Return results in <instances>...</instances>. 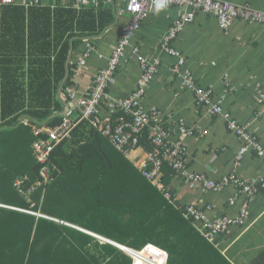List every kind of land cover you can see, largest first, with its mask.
<instances>
[{
	"label": "crops",
	"instance_id": "obj_1",
	"mask_svg": "<svg viewBox=\"0 0 264 264\" xmlns=\"http://www.w3.org/2000/svg\"><path fill=\"white\" fill-rule=\"evenodd\" d=\"M221 1H227L237 8L264 12V0ZM58 2L64 7L71 5V8L76 10L83 8L96 10L98 8L77 7L72 0H59ZM54 5L55 3L51 0H44L41 4L32 6L36 7V10L31 11V5L24 6L22 0H16L13 5H8L9 7L0 6V35L3 34L10 40V47L0 48V67L2 59H10L13 67L9 70L11 64L6 66L2 77L9 78L4 79V82L8 85L12 77L17 76L19 79L6 93L7 99L14 101V104H17L19 100L23 103L22 100L26 99L25 105L30 95L33 99H40L43 95L41 91L40 97H36V94H31L28 88L32 89L36 83L41 81V78H37L35 83H32L34 80H30L31 76H36L38 67L33 63H28L27 58H23L21 47L27 46V40H34L36 45L45 40L47 45H50L47 49L51 53L59 50L66 34H64V25L56 23V17L54 19ZM104 5L107 6V10L111 11V19L106 28L99 33L84 32L85 36L83 35L82 38L72 39L80 42L70 51L66 62L72 67L69 73L73 72L68 86L73 88L76 97H80L90 87L95 74L106 67L111 48L123 35L122 29L131 22V17L124 11L123 0H111L110 5ZM44 7L48 8L49 16L44 17V12L41 10ZM181 12L183 8L175 6L159 11L153 9L132 32L130 50L136 48L139 52L138 57H156L160 60L157 73L142 99V106L145 110L156 108L159 112L157 123L163 127L169 126L178 119H183L186 126L199 127L207 132L203 137L182 140L186 147L188 171L201 174L206 179L218 181L222 176L234 170L236 176L242 180H256L264 173V161L256 156L253 150H249L243 156L240 165L234 168L235 156L243 141L228 129V121L234 120L240 126L246 125L248 135L264 147V102L260 99V95L264 94V24L236 20L229 31L223 32L218 28L213 16L198 12L194 21L184 26L168 43V46L183 59L184 70L189 71L194 86L199 89H211L212 101L222 102L221 106L226 118L220 115L210 116L205 109L195 103L194 93L184 86L180 77L172 73L178 59L162 50V39ZM18 37L23 39L24 44L18 42ZM86 41L94 45V51L85 66L77 70L76 63ZM129 52L128 50L129 60L116 71L115 83L107 90L108 96L112 99L126 97L139 79L138 58L129 57ZM52 61L53 55L51 54L50 62ZM65 88L59 86L55 92L56 97L62 101L60 121L57 125L61 122L66 105ZM24 110L27 108L25 107ZM32 110L34 113L39 111L33 103ZM18 113L21 114L17 119L19 124L28 126L27 115ZM35 114L39 115V113ZM107 115L105 106L102 104L100 119L107 118ZM49 121L50 119L38 120L32 127L34 130L45 131L57 126L49 127ZM42 135L45 137L42 133L39 139ZM169 139L176 140L178 137L171 135ZM141 150H143L142 147L136 149L128 158L136 163L139 170L144 161V153ZM47 173L51 175V183L55 173L54 169L48 168ZM162 177L163 172L161 184L169 194V198H166L161 193L163 198L185 220L190 221L191 226L197 232L196 235L180 240L182 247L185 246L182 252L177 253L173 264H226V261L228 264H264V192L248 199L241 195L235 197L236 191L232 187L220 192L204 191L199 185L191 186L183 181L174 172L173 174L167 173L165 182L162 181ZM39 179L32 185H35ZM42 198L43 196H41L40 205ZM231 198H235L233 205L229 204ZM245 202L248 203L246 223L242 226L231 227L226 233L213 238H208L202 233L200 223L184 217V207L194 205L205 213L208 220L225 216L234 218L239 215ZM40 205L38 211L41 212ZM209 246L212 247V252L207 249ZM63 248L61 255L58 253L55 255L52 252L55 256L54 261H51L53 257H50L49 253L46 254V263L95 264L97 250L94 244H87L83 248L86 250L79 251L78 255L67 246L63 245ZM83 260L88 262H82ZM119 264H128V260Z\"/></svg>",
	"mask_w": 264,
	"mask_h": 264
},
{
	"label": "trees",
	"instance_id": "obj_2",
	"mask_svg": "<svg viewBox=\"0 0 264 264\" xmlns=\"http://www.w3.org/2000/svg\"><path fill=\"white\" fill-rule=\"evenodd\" d=\"M32 6L35 5H31L30 10H36V7ZM107 9L103 3H99L96 10H76L71 8V5L64 7L57 2L54 5V19L56 17V23L64 25L66 34L59 50L51 53L47 49L50 45H47L45 40L38 45L34 40H27V46L21 47L23 58L38 67L36 76H31L30 80L35 83L37 78H41V81L32 89L28 88L36 97H40L43 91L40 99H33L30 95L25 105L26 99L22 100L23 103L19 100L17 104L7 99V91L19 79L17 76L12 77L11 82L5 84L4 79L9 77L2 75L11 60L2 59L0 204L27 209L28 195L30 203L34 204L33 210H38L43 196L41 211L56 218L58 222L76 224L85 231L99 234L133 249H140L148 243L153 244L164 249L168 253V264H173L177 253L182 252L185 246L182 247L180 240L196 235L197 232L190 221L185 220L166 202L159 188L143 177L142 170L149 171L151 167L146 166L145 169L139 170L136 163L131 162L123 152L117 151L88 121H81L73 129L68 140H63L53 148L48 162L43 164L49 169H54L52 182L29 191L33 182L39 179L41 168V165L35 162L31 149L34 140L40 137L33 134L32 125L35 126L36 121L43 119H50L49 127L59 123L62 101L56 97L55 92L59 86L67 87L69 79L73 76V72L69 73L72 67L66 62L70 51L80 42L72 39L82 38L84 32H102L111 19V11ZM41 10L44 17L49 16L47 7ZM18 42L24 44L23 39L19 37ZM3 46L10 47V40L1 34L0 48ZM12 67L13 64L9 66V70ZM32 103L39 109L35 112L39 115L33 112ZM25 107L27 110H24ZM18 112L27 115L28 126L19 124L17 119L21 114ZM120 117L122 115L118 113L110 118L111 125H116ZM127 120L129 121L128 118ZM148 132V128L143 130L136 148H143L141 151L144 157L151 150ZM43 138L42 135L41 139ZM128 151L130 152L129 149ZM162 172L164 182L167 173L173 174L165 161L162 164ZM16 181L21 183L23 194H19L15 188ZM64 215L80 220L81 224L69 221ZM58 222L0 208V264H47L46 254L49 253L50 257H53L51 261H54L52 252L61 255L63 245L78 255L79 251L86 250L83 248L87 244H94L97 250L95 264H119L125 260L131 264L130 259L114 247ZM207 249L211 252L213 250L211 246ZM213 253L216 254L214 251Z\"/></svg>",
	"mask_w": 264,
	"mask_h": 264
},
{
	"label": "built area",
	"instance_id": "obj_3",
	"mask_svg": "<svg viewBox=\"0 0 264 264\" xmlns=\"http://www.w3.org/2000/svg\"><path fill=\"white\" fill-rule=\"evenodd\" d=\"M44 0H22L24 6L39 5ZM57 3L59 0H51ZM124 11L131 17L130 24L122 29L123 35L114 43L110 51V56L105 68L100 69L92 79L91 85L80 97H76L72 87L64 89L65 108L59 125L52 129L41 131L35 129L34 135L39 136L44 133L43 139H35L31 145L35 161L41 165L40 179L35 186H40L51 181V175H48V166L43 165L48 162V156L53 148L63 140L69 139L73 129L81 122L88 121L96 128L102 136L106 137L111 145L119 152H123L129 158L131 153L138 147L139 138L145 128L149 129L148 139L151 150L146 153L144 161L140 167L145 169L150 166L151 170H142V175L157 186L160 192L169 198L168 192L161 184L162 164L165 161L168 167L183 181L191 186L199 185L204 191L220 192L225 188L235 189V197L241 195L245 198H254L257 194L264 192V173L256 180H242L236 176L233 170L228 175L222 176L218 181L206 179L203 175L190 172L186 167V147L182 143L184 138L203 137L207 134L205 130L199 127L186 126L183 119H178L167 127L157 123L159 112L156 108L145 110L142 106V99L146 93L154 75L157 73L160 60L158 58L138 57L139 52L136 48L130 50V41L132 32L138 28L139 22L145 19L150 11L157 9V4L163 5L161 9L175 6L183 8V12L174 21L169 32L162 39V50L178 59L172 70L182 80L184 86L194 93L195 103L205 109L210 116H223L226 114L222 110V102L212 101V90L209 88L199 89L194 86L189 71L184 70L185 63L180 55L168 46V43L176 37L184 26L191 24L196 13L202 12L215 18L218 28L227 32L236 20H242L246 23L264 24V12L253 11L248 8H237L227 1L221 0H123ZM16 0H0V6L13 5ZM77 7H98L99 3L111 4V0H72ZM129 57H137L140 69L139 79L134 89L124 98L112 99L108 96L107 90L115 83L116 71L125 64ZM94 51V45L89 42L84 43V48L80 58L76 63V69L83 68ZM264 102V94L260 95ZM102 104L108 113L107 118L100 119V109ZM121 113L122 117L118 119L116 125L112 126L110 118ZM129 119V121L127 120ZM152 123V124H151ZM228 129L242 139V146L235 156L234 168L240 165L243 156L253 150L256 156L264 161V147H262L254 138L246 132V125L240 126L234 120L228 121ZM171 135H176L178 139L170 140ZM130 150V152L128 151ZM160 177V181H159ZM19 184H14L20 188ZM30 191V190H29ZM235 198L229 199V204L233 205ZM247 207L245 202L237 217H218L208 220L205 213L194 205L184 207V217L192 219L202 225V233L208 238L226 233L231 227L242 226L247 221ZM23 210V209H22ZM22 213L30 214L36 217L44 218L48 221L58 222L57 220L33 213L29 210H23ZM63 224L62 222H58ZM92 235V234H90ZM103 242H112L104 239ZM115 245V244H113ZM131 261V264H168V254L165 250L146 244L140 249H130L124 246L115 245Z\"/></svg>",
	"mask_w": 264,
	"mask_h": 264
},
{
	"label": "rangeland",
	"instance_id": "obj_4",
	"mask_svg": "<svg viewBox=\"0 0 264 264\" xmlns=\"http://www.w3.org/2000/svg\"><path fill=\"white\" fill-rule=\"evenodd\" d=\"M127 14V13H126ZM129 15V14H128ZM130 16V15H129ZM145 158V157H144ZM140 164V163H139ZM16 184H19L17 181L15 182ZM15 186V185H14ZM16 188V187H15ZM36 188V186L35 185H31L30 187H29V190L30 191H32V190H34ZM17 190H18V193L19 194H23L22 193V190L20 189V188H16ZM26 201L29 203V208H27V209H23V208H18V207H12V206H6V205H1L0 204V208H4V209H8V210H14V211H17V212H20V213H22L21 211H23V210H29V211H31V212H33V213H36V214H39V215H43V216H47V217H49L48 215H46V214H44L42 211L40 212V211H38V210H33V206H34V204L33 203H30V201H31V199L28 197V195H27V197H26ZM23 209V210H22ZM66 213H68V212H66ZM22 214H26V213H22ZM26 215H30V214H26ZM30 216H33V215H30ZM65 216V218L66 219H68L69 221H72L73 223H79V224H81V221L80 220H77V219H75V218H73V217H70V216H67V215H64ZM33 217H35V218H40V217H36V216H33ZM50 218H53V217H50ZM42 219H44V218H42ZM53 219H55V220H57L56 218H53ZM64 224H67V223H64ZM68 225L69 226H67V227H69V228H71V229H75V230H77V231H79V232H81V230L80 229H82L81 227H79L78 225H76V224H72V223H68ZM71 226V227H70ZM74 227V228H73ZM79 228V229H78ZM82 230H84V229H82ZM89 233H91L92 235H91V237L92 238H94V239H96L97 241H104V239H108V238H106V237H104V236H101V235H99V234H96V233H93V232H90L89 231ZM110 240V239H109ZM110 241H113V240H110ZM113 242H115V241H113ZM111 244V243H110ZM111 245H113V244H111Z\"/></svg>",
	"mask_w": 264,
	"mask_h": 264
},
{
	"label": "clouds",
	"instance_id": "obj_5",
	"mask_svg": "<svg viewBox=\"0 0 264 264\" xmlns=\"http://www.w3.org/2000/svg\"><path fill=\"white\" fill-rule=\"evenodd\" d=\"M162 7H163V5L160 4V3H158V4H157V11H159ZM151 81H152V80H151ZM65 225L69 226L68 224H65ZM70 227H71V226H70ZM73 228H74V227H73ZM78 229H79V228H78ZM80 230H81V232H83V233H85V234L91 236V235H90L91 233H89L88 231H85V230H82V229H80ZM106 240L110 241L109 239H106ZM100 242H103V241H100ZM110 242H112V243L115 244V245H120V246H124V247L130 248V247L126 246V245H121V244H118V243L113 242V241H110ZM103 243L108 244V245H110V246L116 248L117 250H119L115 245H111V244L106 243V242H103ZM149 244H150V243H149ZM154 246H155V245H154ZM130 249H133V248H130ZM119 251H120V250H119ZM120 252H121V251H120ZM122 253H123V252H122ZM123 254H124V253H123ZM124 255H125V254H124Z\"/></svg>",
	"mask_w": 264,
	"mask_h": 264
},
{
	"label": "bare ground",
	"instance_id": "obj_6",
	"mask_svg": "<svg viewBox=\"0 0 264 264\" xmlns=\"http://www.w3.org/2000/svg\"><path fill=\"white\" fill-rule=\"evenodd\" d=\"M124 220V219H123Z\"/></svg>",
	"mask_w": 264,
	"mask_h": 264
}]
</instances>
